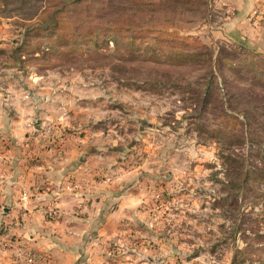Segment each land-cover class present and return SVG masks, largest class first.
Returning <instances> with one entry per match:
<instances>
[{
  "label": "rangeland",
  "instance_id": "rangeland-1",
  "mask_svg": "<svg viewBox=\"0 0 264 264\" xmlns=\"http://www.w3.org/2000/svg\"><path fill=\"white\" fill-rule=\"evenodd\" d=\"M64 1L0 0V150L123 195L97 264H264V0Z\"/></svg>",
  "mask_w": 264,
  "mask_h": 264
},
{
  "label": "crops",
  "instance_id": "crops-1",
  "mask_svg": "<svg viewBox=\"0 0 264 264\" xmlns=\"http://www.w3.org/2000/svg\"><path fill=\"white\" fill-rule=\"evenodd\" d=\"M12 108L20 116L18 107ZM13 117L16 126L9 129L16 133L0 150V239L10 243L0 251V264H27L28 255L36 264H97L104 257L97 243L121 224L127 200L120 194L114 209L107 210V194L97 200L101 193L87 185L81 189L87 180L81 164L67 167L62 155L27 143L28 122Z\"/></svg>",
  "mask_w": 264,
  "mask_h": 264
},
{
  "label": "trees",
  "instance_id": "trees-1",
  "mask_svg": "<svg viewBox=\"0 0 264 264\" xmlns=\"http://www.w3.org/2000/svg\"><path fill=\"white\" fill-rule=\"evenodd\" d=\"M101 4H105V0H98ZM81 3H86V0H65L62 4L64 5V4H66V5H64V6H61V7H58L59 9H55V10H53L52 11V13L55 15V13H58V11H59V13L62 11H64L66 8H67V6H73V5H79V4H81ZM64 9V10H63ZM54 15H52V14H50V13H44V15H42V17L39 19L40 20V24L39 25H41V26H45V27H43V28H45V29H48V28H50V23L53 21V24H57V17L55 16L54 17ZM36 29H37V27H35ZM24 44H21L20 46H18V47H20V48H22V47H26V44H25V42H23ZM259 170H261V169H259ZM258 170V171H259ZM257 170L256 171H251L250 173H249V171L247 172V174H251V176H252V178H257L258 180H259V177H258V175H259V172H258ZM257 172H258V174H257ZM249 176V175H248ZM256 176V177H255ZM246 178H248V177H246Z\"/></svg>",
  "mask_w": 264,
  "mask_h": 264
},
{
  "label": "built area",
  "instance_id": "built-area-1",
  "mask_svg": "<svg viewBox=\"0 0 264 264\" xmlns=\"http://www.w3.org/2000/svg\"><path fill=\"white\" fill-rule=\"evenodd\" d=\"M50 213L53 214L54 210L50 209ZM8 245H10L9 241H5V240L0 239V251L3 250V249H6ZM25 262L27 264H36V260H35L34 255L26 256Z\"/></svg>",
  "mask_w": 264,
  "mask_h": 264
}]
</instances>
